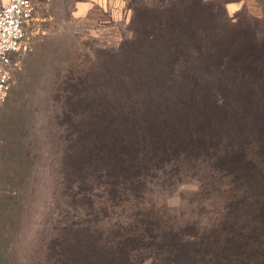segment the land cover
Here are the masks:
<instances>
[{"label":"trees","instance_id":"1","mask_svg":"<svg viewBox=\"0 0 264 264\" xmlns=\"http://www.w3.org/2000/svg\"><path fill=\"white\" fill-rule=\"evenodd\" d=\"M208 1L172 0L169 10L186 17L171 18V29L161 28L174 40L166 53L147 55L151 46L158 47L151 40L144 42L150 43L148 48H136L131 62L126 60V43L116 50L120 57L115 65L123 69L110 75L111 108L105 107V115L90 113V106H72L74 102L84 106L80 92L88 82L82 75L53 82L40 117L27 119L30 101L23 100V122L19 111L14 114L23 93L11 86L0 116V197L6 192L4 186L21 178L30 192L32 201L13 203L17 216L23 215V227L18 225L14 233L19 247L23 233V264L264 262V166L258 161L264 157V31L212 39L207 26L199 22L198 7ZM170 20L165 19V28ZM225 54L223 66L217 69L231 83L214 81L208 91L194 87L209 78L205 76L216 56ZM152 64L155 73L161 68L160 80L178 84L174 90L186 89L179 96L166 89L171 96L155 104L150 89L129 84L133 74L151 81ZM194 66L204 67V77L181 75L180 69ZM177 76L183 78L179 81ZM131 86L136 100L130 98ZM50 157L52 165L46 163ZM48 166H53L51 176H57L54 198L37 218ZM167 169L200 178L199 189L208 191L207 199L219 207L220 219L211 229L199 228L191 237L180 234L162 208L151 202L150 180ZM11 202L0 200L2 264H10L2 239L11 222ZM112 209L120 214L113 225L116 230L105 226ZM71 212L74 219L66 217ZM12 220L16 226L17 217Z\"/></svg>","mask_w":264,"mask_h":264},{"label":"rangeland","instance_id":"2","mask_svg":"<svg viewBox=\"0 0 264 264\" xmlns=\"http://www.w3.org/2000/svg\"><path fill=\"white\" fill-rule=\"evenodd\" d=\"M32 1L35 6V15L28 26L27 49L15 58L16 65L12 80V89L23 93L19 96L14 112L15 114L19 111V115L22 114V122L23 100L24 102L30 101L31 111H28L27 119L32 120V117H40L42 113L43 115L45 113L53 82H57L58 78L62 81L67 76L77 75L85 77L88 84L80 92L82 95L84 94V106H79L80 104L77 105L75 102L72 103V106L75 109L90 106V113L105 115V107L111 108L110 75L112 77L113 73L119 74L123 69L120 65H115L120 57V53L116 50L126 43L125 52L128 53L126 60L131 62L135 56L136 48L141 45L148 48L150 43L144 44V42L151 40V42L155 41L158 47L151 46V49L146 51L147 55L151 53L153 55L156 52L166 53L172 48L174 40L170 32L164 34L161 28L171 29L173 26L171 18L179 21L186 17L185 14L182 15L179 12L175 15V12L172 13L169 10L168 6L172 4V0ZM198 9L201 14L199 22L207 26L210 36L217 41L227 36L234 39V37L241 38L245 34L252 36L264 31V0H209L204 7H198ZM182 12L185 13L184 6ZM166 18L170 20L167 28L164 25ZM227 19L231 24L225 21ZM234 22L237 23L232 27ZM227 55L225 54L223 58H221L222 55L216 56L215 63L211 62L209 73L205 76L209 78L207 80L200 79L202 83L198 82L193 86H203V89L208 91L211 90L210 83L214 81L230 84V79L223 76L217 69V67L223 66ZM152 67L154 68V64L148 68L152 69L151 81L146 82L138 79V76L135 77L133 74V81H129V84L139 86L140 90L141 88L150 89L149 93H152L150 97H153L152 100L155 104H161L168 96H171L172 93L166 89H170L174 96H179L180 91L185 87L174 90L178 84L169 80V74L166 73V78L169 80L166 83L158 78L159 75H163L161 68L157 67V73H155L156 70H153ZM202 68L199 70L196 66L182 68L180 69L181 75L190 77L191 74L197 73L199 77H204L206 72H202ZM142 69L143 67H136L135 70L142 71ZM148 69L145 68L143 72L148 73ZM183 76L180 78L177 76L178 80L180 81ZM191 84L188 85L189 89ZM132 86L130 90L128 89L131 93L130 98L136 100L137 92ZM121 87L118 86L119 89ZM21 98L23 99L20 100ZM177 100L178 98L175 99V102ZM19 101H21L20 104ZM7 104L0 109V116ZM102 122L104 121L102 120ZM234 129L236 132L241 130L237 126ZM51 161L53 160L50 157L46 163L49 162L48 165H52ZM258 161L264 166V157H259ZM52 169L53 166H48L46 170L49 173L43 178V184L46 185L42 186L40 197L44 198V202L38 211L36 210L37 218L40 214L39 211L54 198L53 184L57 176H51ZM21 180L22 178L19 182L4 186L6 192L0 197L1 201H13L8 207L11 222L2 239V244H5V257L10 260V264H23V233L19 240L20 247L16 246L17 241L14 238V233L18 231L17 226L23 227V215L22 218L17 216L16 206L13 203L20 201L23 204V200L32 201L30 192L23 187V184L20 183ZM199 180L198 176L186 172L179 175L170 170L166 174H160L154 180H150L153 190L151 202L157 209L162 208L161 211L171 218L178 232L187 237L194 235L199 228V230L211 229L220 219L219 207L207 199L208 191L199 189ZM36 200L37 198L34 201ZM119 215L117 210L112 209L105 218L107 221L105 226L112 225L113 227L120 220ZM14 216L17 217L16 226L12 224ZM74 216L75 212H71L66 217L74 219ZM113 228L116 230V226ZM13 247H18V249L13 251ZM2 263L0 260V264Z\"/></svg>","mask_w":264,"mask_h":264},{"label":"built area","instance_id":"3","mask_svg":"<svg viewBox=\"0 0 264 264\" xmlns=\"http://www.w3.org/2000/svg\"><path fill=\"white\" fill-rule=\"evenodd\" d=\"M35 15L32 0H2L0 9V109L11 91L15 58L27 49L28 26Z\"/></svg>","mask_w":264,"mask_h":264},{"label":"crops","instance_id":"4","mask_svg":"<svg viewBox=\"0 0 264 264\" xmlns=\"http://www.w3.org/2000/svg\"><path fill=\"white\" fill-rule=\"evenodd\" d=\"M1 6H2V0H0V9H1Z\"/></svg>","mask_w":264,"mask_h":264}]
</instances>
